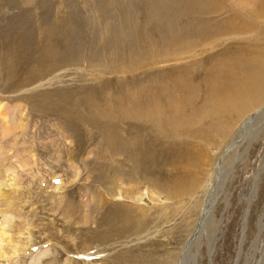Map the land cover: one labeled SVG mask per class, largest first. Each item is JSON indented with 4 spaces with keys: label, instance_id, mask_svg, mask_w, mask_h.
Wrapping results in <instances>:
<instances>
[{
    "label": "rangeland",
    "instance_id": "rangeland-1",
    "mask_svg": "<svg viewBox=\"0 0 264 264\" xmlns=\"http://www.w3.org/2000/svg\"><path fill=\"white\" fill-rule=\"evenodd\" d=\"M263 5L0 0V263L264 264Z\"/></svg>",
    "mask_w": 264,
    "mask_h": 264
},
{
    "label": "bare ground",
    "instance_id": "bare-ground-1",
    "mask_svg": "<svg viewBox=\"0 0 264 264\" xmlns=\"http://www.w3.org/2000/svg\"><path fill=\"white\" fill-rule=\"evenodd\" d=\"M254 81H257V84L254 87V93L258 94V98L256 100H254L253 102H251V104L248 107H252L255 104L261 102V109L264 110V67H263L261 72H257L256 73V76H254ZM155 107L158 108L157 104L155 105ZM248 107H246V109H248ZM253 118L254 117L252 115H249L248 117L245 118V122H250L251 120H253ZM261 123L262 122L256 124L254 126V128L250 131L249 139H251V137L253 136L254 132H255V134L257 133L256 131L258 130V128L261 125ZM222 163H223V161L221 160V158H219L218 161L216 162V170H215L216 171V175L214 176V182L216 181V185L212 186L211 194H210L211 196H210L209 199H207V201H205L206 204H205V206H204V208L202 210V213H201L202 217H201V220L198 222V225H197L198 227L195 228L196 231L194 230L195 232L191 235V237L189 238L186 246L184 247V250L182 252L180 261H178L179 262L178 264H197L196 263V260H197L196 259V254L193 253L191 245H192V243L194 241H197V240L199 241L203 231L206 230V227H207L206 222H207L209 217H212L211 215H212V211L214 209L213 208L214 204H215V202H216V200L218 198V195L220 194V189L219 188L224 186V181H225V179L227 177L228 169H226L224 167V165H221ZM263 163H264V161L262 162V164ZM232 170H233V166H232ZM6 234H7L6 231L2 230V233L0 234V242L3 241V239H4ZM7 237H8V242H11L10 236L7 235ZM213 238H214V236H213ZM213 238H211V239L209 238L210 239L209 244H208L209 248H210V246L213 245V243H212V239ZM209 250H211V248ZM0 254H2V253H0ZM8 257H9V255H8ZM261 263L262 262H260V264Z\"/></svg>",
    "mask_w": 264,
    "mask_h": 264
}]
</instances>
